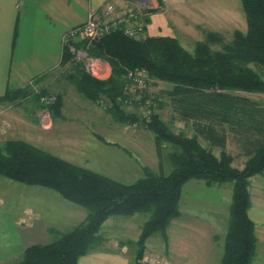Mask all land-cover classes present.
Instances as JSON below:
<instances>
[{"label": "trees", "instance_id": "1", "mask_svg": "<svg viewBox=\"0 0 264 264\" xmlns=\"http://www.w3.org/2000/svg\"><path fill=\"white\" fill-rule=\"evenodd\" d=\"M241 2L247 30H235L228 41L217 31H207L194 51L187 50L177 37L170 35L148 34L140 39L116 31L92 41L88 54L111 67L106 79L88 73L84 62L82 65L68 47L64 48L61 65L69 69L68 79L92 101L108 105L118 121L135 123L153 132L158 152L163 151L165 144L171 145L173 150L166 158L172 169L169 173L148 170L145 177L125 183L25 140L0 138L1 176L54 190L87 210L84 220L71 230H58L49 243L29 246L12 264H78L82 256L101 249L99 246L105 242L102 226L109 218L146 214L136 242L135 264H141L150 237L160 234L169 243V226L181 214L183 187L191 179L204 180L209 185L232 183L221 264L254 263L258 238L255 222L249 215L250 186L252 177L264 173V108L234 92L264 91V0ZM136 68L147 71L140 100L125 90L129 82L127 71ZM157 81L171 84V89L165 92L174 115L179 120L192 121L197 129L193 136L177 133L156 112V105L162 106L163 102L158 96L150 98L145 91ZM29 92L30 87L10 89L0 96V102L22 101ZM34 98L38 103L41 100L39 94ZM132 104H141L145 113L124 110L123 105ZM40 106L46 105L42 102ZM50 107L58 113L60 99L57 97ZM218 121L224 125L225 134L230 132L235 136L247 156L242 168L233 166V157L223 139L209 137V126ZM199 134L209 140L210 148L201 143ZM212 147L221 148L220 156Z\"/></svg>", "mask_w": 264, "mask_h": 264}, {"label": "rangeland", "instance_id": "2", "mask_svg": "<svg viewBox=\"0 0 264 264\" xmlns=\"http://www.w3.org/2000/svg\"><path fill=\"white\" fill-rule=\"evenodd\" d=\"M139 20L145 25L140 39L148 34L175 36L189 51H194L196 43L204 39L207 31H217L228 41L235 30H247L241 0H151L142 10ZM151 22L156 23L148 29ZM74 58L77 59L76 55ZM81 63L83 65V61ZM252 67L257 69L254 65ZM68 72L69 69L61 65L47 74L42 82L33 79L24 100L0 102L1 140H25L72 163L125 183L145 177L148 170L170 172L172 167L166 155L173 150L171 145L165 144L163 151L158 152L153 132L135 123L118 121L108 110V105L92 101L74 81L68 79ZM110 74L111 67L106 63L99 78L106 79ZM171 87L169 83L157 81L149 84L145 92L150 98L158 96L163 102L162 106L156 105V112L173 130L193 136L197 129L192 121L185 122L174 115L170 97L165 92ZM41 90H44L42 95ZM234 93L251 98L264 108V91ZM36 94L41 96L39 103L34 98ZM57 97L60 99L58 113L50 107ZM42 102L46 106L41 107ZM123 108L141 115L146 110L141 104L123 105ZM47 113L51 121L46 124L43 114ZM224 129L222 123L215 122L209 126L208 135L223 139L227 152L233 157V166L242 168L247 156L235 136L226 130L225 134ZM199 135L201 143L210 148L209 140ZM212 149L220 156V147ZM232 187V183L209 185L198 179L187 182L182 191L181 214L172 220L168 229L169 243L160 234L150 237L142 261L154 264H221L230 219ZM18 189L20 193L36 190L40 196L39 204L47 215H43V219L57 223H52V238L58 230H71L87 214L84 207L66 200L54 190L25 185L0 175V195L6 198L4 209L12 210L13 206H18L22 210L23 203L17 201ZM250 193L249 215L255 222L258 238L253 264H264V173L251 178ZM59 199L61 203L57 202ZM146 219V214L112 216L102 226L105 242L99 248H115L136 256V242Z\"/></svg>", "mask_w": 264, "mask_h": 264}, {"label": "crops", "instance_id": "3", "mask_svg": "<svg viewBox=\"0 0 264 264\" xmlns=\"http://www.w3.org/2000/svg\"><path fill=\"white\" fill-rule=\"evenodd\" d=\"M109 2L121 5L124 0H0V96L28 87L33 79L42 82L59 68L65 33ZM19 191L22 210L18 206L4 209L6 198L0 195V264L18 261L31 245L49 243L52 223L57 224L43 219L47 215L36 190ZM78 264H135V256L104 247L82 256Z\"/></svg>", "mask_w": 264, "mask_h": 264}, {"label": "built area", "instance_id": "4", "mask_svg": "<svg viewBox=\"0 0 264 264\" xmlns=\"http://www.w3.org/2000/svg\"><path fill=\"white\" fill-rule=\"evenodd\" d=\"M149 1L151 0H124L121 5L109 2L101 10L90 12L85 23L75 26L65 33L64 47H68L78 60L84 62L88 73L99 78L100 74L104 72L107 62L88 54L87 48L90 43L116 31H123L129 37L140 38L145 25L139 18ZM79 43L81 45L77 47L76 44ZM126 77L129 81L125 86L126 92L140 100L146 86L147 71L143 68L130 69L127 71ZM146 103L150 106L149 100ZM43 115L46 124L49 123L51 120H48V113Z\"/></svg>", "mask_w": 264, "mask_h": 264}]
</instances>
